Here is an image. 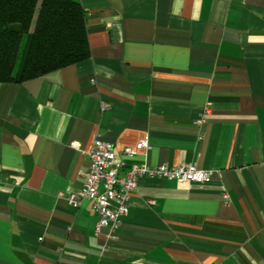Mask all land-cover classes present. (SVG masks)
I'll return each mask as SVG.
<instances>
[{
    "label": "crops",
    "instance_id": "crops-1",
    "mask_svg": "<svg viewBox=\"0 0 264 264\" xmlns=\"http://www.w3.org/2000/svg\"><path fill=\"white\" fill-rule=\"evenodd\" d=\"M77 1L89 57L0 81V264H264V0ZM98 136L210 179L142 177L98 232Z\"/></svg>",
    "mask_w": 264,
    "mask_h": 264
},
{
    "label": "trees",
    "instance_id": "trees-1",
    "mask_svg": "<svg viewBox=\"0 0 264 264\" xmlns=\"http://www.w3.org/2000/svg\"><path fill=\"white\" fill-rule=\"evenodd\" d=\"M89 55L77 0H0V81L23 82Z\"/></svg>",
    "mask_w": 264,
    "mask_h": 264
},
{
    "label": "built area",
    "instance_id": "built-area-1",
    "mask_svg": "<svg viewBox=\"0 0 264 264\" xmlns=\"http://www.w3.org/2000/svg\"><path fill=\"white\" fill-rule=\"evenodd\" d=\"M149 147L147 135L136 145L125 147L122 154L134 156ZM80 174L85 178V184L78 191L70 193L69 201L77 207L84 199L92 200L99 214L96 225L99 232L103 227L115 230L122 224V217L129 208V195L137 189L142 177L203 183L210 179L211 171L193 163L156 166L146 162L128 164L117 155L114 143L98 136L89 152L88 166Z\"/></svg>",
    "mask_w": 264,
    "mask_h": 264
}]
</instances>
